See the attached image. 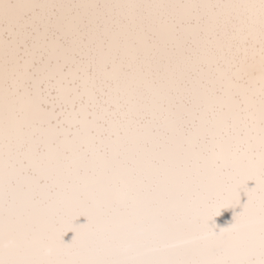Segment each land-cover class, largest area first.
Returning a JSON list of instances; mask_svg holds the SVG:
<instances>
[{
	"label": "bare ground",
	"instance_id": "obj_1",
	"mask_svg": "<svg viewBox=\"0 0 264 264\" xmlns=\"http://www.w3.org/2000/svg\"><path fill=\"white\" fill-rule=\"evenodd\" d=\"M0 264H264V0H0Z\"/></svg>",
	"mask_w": 264,
	"mask_h": 264
}]
</instances>
